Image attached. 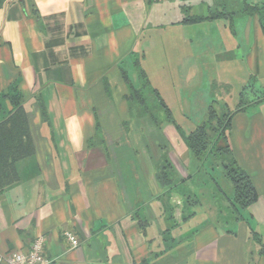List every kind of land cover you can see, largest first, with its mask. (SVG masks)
Returning <instances> with one entry per match:
<instances>
[{"label": "crops", "instance_id": "crops-1", "mask_svg": "<svg viewBox=\"0 0 264 264\" xmlns=\"http://www.w3.org/2000/svg\"><path fill=\"white\" fill-rule=\"evenodd\" d=\"M227 5L0 3V121L11 108L4 95L18 93L34 141L32 155L17 163L18 178L0 191V258L28 251L41 235L45 264H264V31L244 13L183 21L241 6ZM167 60L177 65L167 69ZM199 60L217 77L220 67L215 81L233 101L219 96L224 108L233 110L241 92L247 102L232 117L229 140L257 197L238 219L229 201L210 215L199 209L187 182L192 169L184 181L178 174L179 190L177 175L166 177L167 160L178 173L166 141H182L175 129L167 133V91L204 87ZM147 92L154 109L160 99L168 108L167 121L149 108Z\"/></svg>", "mask_w": 264, "mask_h": 264}, {"label": "rangeland", "instance_id": "rangeland-1", "mask_svg": "<svg viewBox=\"0 0 264 264\" xmlns=\"http://www.w3.org/2000/svg\"><path fill=\"white\" fill-rule=\"evenodd\" d=\"M241 3L238 2V0H228L227 8L232 10L238 6H240ZM195 12V11H194ZM203 13L205 10L202 11ZM236 19H242V15H238ZM239 31L238 36H242L243 34V27L237 29ZM238 34V33H237ZM211 42V39H210ZM215 43V42H214ZM236 54V53H234ZM219 56V55H218ZM222 56V55H221ZM220 58V56L218 57ZM199 62H205L206 67L203 69L205 77L202 80L204 87H197V85H192L190 89H173L172 91H167L168 95L167 98L169 100V108L172 113L171 126L167 128V133L170 132L171 134L174 132L173 130H176V134H179L182 141L180 145L173 144L174 141L167 140L166 141V152L167 154L171 155V158L176 162V167L178 168V173H173L169 171V168H173L170 164V161L167 160V172L166 177L167 179L172 178L174 179L173 175L177 178L174 182V186L177 184V189L179 190L180 180L184 181L188 176H190L189 173L190 169H192V175L189 177L187 182L189 181L188 185L191 186V191L193 193L192 197L195 198L196 202L198 203L199 209L207 211V215H210L213 211L217 212L220 209H225L226 205L228 204V197L231 196V185L229 181L225 178L223 175L222 167L220 166V160L213 157L211 154L216 145H223L222 140H219L216 144H210L207 146L205 153L200 158H195L193 155H189L186 143L184 141V138L186 135H189L191 132L195 131L196 128L204 121L206 120V115L209 110L210 105H212L216 111L219 113L224 111L225 108L222 106V102H220L219 96H223L222 100L226 102L224 98L226 96L230 100L227 101L229 106H232V95L227 92H223L225 90L221 87V84L216 82V78H219L222 75L220 67L218 68L219 77H217V73L214 72L213 67L207 66V61H200ZM215 62V61H214ZM176 62L173 60H167V69H173L175 67ZM209 63V62H208ZM204 64V63H202ZM185 66V65H184ZM185 68V67H184ZM172 75H168L167 78H169V81H171ZM206 76L208 79H206ZM242 77V75L240 74ZM210 78V79H209ZM201 81V80H199ZM220 82V81H219ZM172 88V87H170ZM18 93H11L10 96H15ZM148 95V105L151 110H157L159 120H168L167 117L170 114V111L168 113L165 112V108L160 105L157 106V109H154V103L157 102L155 96L152 94V92H147ZM189 94V95H188ZM179 95L181 97V100L177 102V100L173 99V96ZM236 95V94H235ZM171 96V97H169ZM215 99L214 104H212V99ZM221 98V97H220ZM219 99V100H218ZM11 108H7L4 112L3 117L1 118V121L4 120L7 116H10L9 118H12L16 109H13L12 112H9ZM220 109H222L220 111ZM232 109V108H230ZM18 115V114H16ZM170 116V115H169ZM30 113H27L28 118V125L30 130V139L31 143L34 148V141L33 137L31 135V127H30ZM13 122V120H12ZM17 124L14 123V126ZM19 127V125L17 126ZM181 127V129H180ZM45 130V125L41 127V132L43 133ZM170 130V131H169ZM172 130V131H171ZM35 131V129H34ZM171 136V135H170ZM173 137V136H172ZM21 140L23 142H26L25 136L23 138L21 137ZM1 148H4V143L0 142ZM165 152V153H166ZM168 159V158H167ZM178 174H180L181 179L178 178ZM186 174L188 175L186 177ZM213 210V211H212ZM228 210V209H227ZM170 210H168V213ZM244 210H241L242 213ZM171 214V213H170ZM204 215V214H203ZM206 216V214L204 215Z\"/></svg>", "mask_w": 264, "mask_h": 264}, {"label": "trees", "instance_id": "trees-1", "mask_svg": "<svg viewBox=\"0 0 264 264\" xmlns=\"http://www.w3.org/2000/svg\"><path fill=\"white\" fill-rule=\"evenodd\" d=\"M2 1L3 0H0V3ZM224 11L223 9H219L213 12L214 14L197 17L188 15L183 21H196L215 18L224 14L244 13L255 16L260 21L264 31V7L244 1L241 3L239 11L227 13ZM4 96L11 104L9 112H12L13 109L16 110L12 118L7 116L4 120L0 121V142L2 141L4 143V148L0 146V191L18 178L17 163L31 156L34 150L30 139L27 112L20 102L21 95L17 94L13 97L9 94H5ZM159 103L164 107L161 99ZM245 104H247V102L244 99V93L241 92L239 101L233 110H229L226 107L222 113H219L210 105L206 115L207 119H204L195 131L186 135L184 138L189 153L195 158H200L205 153L208 145H214L218 143L219 140H222L223 145H216L215 149L211 151V154L214 158L220 160L223 175L231 185V196L228 197V201L235 219L240 218V211L247 208L257 197L252 179L250 175L238 165L229 140L232 117L236 112L244 110L245 108L242 105ZM165 110L166 113H168V108H165ZM14 123L17 125L14 126ZM18 125L19 127H17ZM23 136H25L26 142L21 140Z\"/></svg>", "mask_w": 264, "mask_h": 264}, {"label": "built area", "instance_id": "built-area-1", "mask_svg": "<svg viewBox=\"0 0 264 264\" xmlns=\"http://www.w3.org/2000/svg\"><path fill=\"white\" fill-rule=\"evenodd\" d=\"M66 237L72 244L77 243V240L70 233L66 232ZM42 245L43 236L39 235L32 242L28 251H10L3 255L0 260H4L7 264H45L47 260L42 255Z\"/></svg>", "mask_w": 264, "mask_h": 264}, {"label": "water", "instance_id": "water-1", "mask_svg": "<svg viewBox=\"0 0 264 264\" xmlns=\"http://www.w3.org/2000/svg\"><path fill=\"white\" fill-rule=\"evenodd\" d=\"M175 216H176L177 218L180 216V210H179V208L176 209V214H175Z\"/></svg>", "mask_w": 264, "mask_h": 264}]
</instances>
